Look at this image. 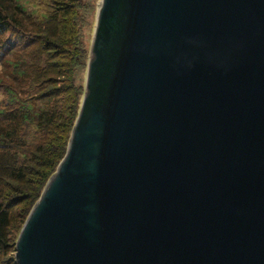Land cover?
<instances>
[{"label": "water", "instance_id": "obj_1", "mask_svg": "<svg viewBox=\"0 0 264 264\" xmlns=\"http://www.w3.org/2000/svg\"><path fill=\"white\" fill-rule=\"evenodd\" d=\"M14 263L264 264V0H100Z\"/></svg>", "mask_w": 264, "mask_h": 264}, {"label": "trees", "instance_id": "obj_2", "mask_svg": "<svg viewBox=\"0 0 264 264\" xmlns=\"http://www.w3.org/2000/svg\"><path fill=\"white\" fill-rule=\"evenodd\" d=\"M87 0H48L44 12L0 0V264L64 158L86 68Z\"/></svg>", "mask_w": 264, "mask_h": 264}, {"label": "rangeland", "instance_id": "obj_3", "mask_svg": "<svg viewBox=\"0 0 264 264\" xmlns=\"http://www.w3.org/2000/svg\"><path fill=\"white\" fill-rule=\"evenodd\" d=\"M19 4H21L24 8H27L28 11H35L37 15L44 12V9L46 7V4L48 0H17ZM90 2V4L93 5L94 9L92 11V14L90 15V25L88 29L86 30V43L87 48L89 52L92 36H93V29L95 24V16L97 13V7L100 2V0H87ZM88 62V60H87ZM87 68V65H86ZM86 68L81 72L80 74V83L84 86L85 85V78H86ZM15 253V252H14Z\"/></svg>", "mask_w": 264, "mask_h": 264}]
</instances>
